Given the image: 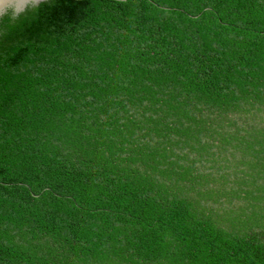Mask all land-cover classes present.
<instances>
[{
	"label": "trees",
	"instance_id": "trees-1",
	"mask_svg": "<svg viewBox=\"0 0 264 264\" xmlns=\"http://www.w3.org/2000/svg\"><path fill=\"white\" fill-rule=\"evenodd\" d=\"M0 264H264V0L7 10Z\"/></svg>",
	"mask_w": 264,
	"mask_h": 264
},
{
	"label": "water",
	"instance_id": "water-1",
	"mask_svg": "<svg viewBox=\"0 0 264 264\" xmlns=\"http://www.w3.org/2000/svg\"><path fill=\"white\" fill-rule=\"evenodd\" d=\"M44 1L46 0H16L15 5L12 7H8L7 10L10 9L14 15H17L18 13L22 12L27 6H35L38 3ZM5 2L6 0H0V6H3Z\"/></svg>",
	"mask_w": 264,
	"mask_h": 264
},
{
	"label": "clouds",
	"instance_id": "clouds-1",
	"mask_svg": "<svg viewBox=\"0 0 264 264\" xmlns=\"http://www.w3.org/2000/svg\"><path fill=\"white\" fill-rule=\"evenodd\" d=\"M16 3V0H6L3 6H0V16H2L8 7L14 6Z\"/></svg>",
	"mask_w": 264,
	"mask_h": 264
}]
</instances>
